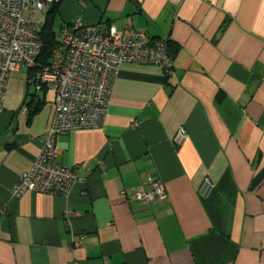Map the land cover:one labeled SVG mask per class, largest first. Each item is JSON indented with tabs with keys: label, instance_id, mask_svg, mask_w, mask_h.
<instances>
[{
	"label": "crops",
	"instance_id": "0c3cea01",
	"mask_svg": "<svg viewBox=\"0 0 264 264\" xmlns=\"http://www.w3.org/2000/svg\"><path fill=\"white\" fill-rule=\"evenodd\" d=\"M54 2L59 29L80 20L165 38L171 70L123 64L104 127L57 138L56 164L87 180L70 193L69 225L61 196L11 197L54 105L48 87H31L32 70L10 75L0 108V264H264V0ZM179 128L188 138L175 144ZM147 177L162 181L164 202L123 194L148 190ZM205 177L215 188L201 198Z\"/></svg>",
	"mask_w": 264,
	"mask_h": 264
},
{
	"label": "built area",
	"instance_id": "2783aa9c",
	"mask_svg": "<svg viewBox=\"0 0 264 264\" xmlns=\"http://www.w3.org/2000/svg\"><path fill=\"white\" fill-rule=\"evenodd\" d=\"M54 0H0V108L5 100L10 75L19 69L38 67L36 78L53 95L54 115L43 136L42 149L29 171L22 174L11 190V197L20 198L34 192L61 196L66 200L63 214L69 225L75 216L70 206V193L75 185L85 186L73 169L56 164L57 138L83 130H100L105 125L112 94L120 68L126 63L152 65L171 70V57L166 39H149L144 32L133 29L116 30L103 24L86 25L80 20L62 26L58 32V46L53 50L49 64L39 67L42 42L40 28ZM37 89H40L37 86ZM133 128L138 127L133 122ZM188 138L179 128L173 138L182 144ZM103 170L101 160L96 161ZM90 174L91 170L87 169ZM148 190L123 192L129 199L149 204L166 200L163 183L147 177ZM215 188L205 177L198 195L206 198ZM79 243L72 241V248Z\"/></svg>",
	"mask_w": 264,
	"mask_h": 264
},
{
	"label": "trees",
	"instance_id": "16d2710c",
	"mask_svg": "<svg viewBox=\"0 0 264 264\" xmlns=\"http://www.w3.org/2000/svg\"><path fill=\"white\" fill-rule=\"evenodd\" d=\"M57 11H58V2H54L49 7L45 15L44 23L40 28V38L42 42V48H41L40 56L37 59L39 67L49 64L53 50L58 46L59 43L57 39L58 30L56 31L54 28V21L57 16ZM166 48L169 56L172 57V53L170 51L168 41H166ZM26 71L30 72L31 70H26ZM37 71H38V67L32 69V73L34 77L32 79V82H30L31 83L30 85L33 88V90L38 93V91H43L47 87L40 85V82L35 76ZM37 86H39L40 89H37Z\"/></svg>",
	"mask_w": 264,
	"mask_h": 264
},
{
	"label": "rangeland",
	"instance_id": "374dc122",
	"mask_svg": "<svg viewBox=\"0 0 264 264\" xmlns=\"http://www.w3.org/2000/svg\"><path fill=\"white\" fill-rule=\"evenodd\" d=\"M59 21L57 20V19H55V21H54V28H55V30L57 31L58 29H59Z\"/></svg>",
	"mask_w": 264,
	"mask_h": 264
}]
</instances>
